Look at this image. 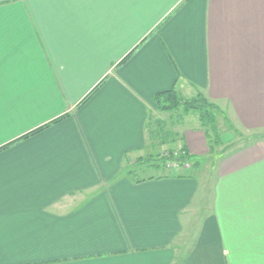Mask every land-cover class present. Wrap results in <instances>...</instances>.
<instances>
[{
  "label": "crops",
  "instance_id": "1",
  "mask_svg": "<svg viewBox=\"0 0 264 264\" xmlns=\"http://www.w3.org/2000/svg\"><path fill=\"white\" fill-rule=\"evenodd\" d=\"M172 86L220 104L216 148L156 110ZM167 120L216 149L204 180L133 178ZM235 121L264 128V0H0V264H264V144Z\"/></svg>",
  "mask_w": 264,
  "mask_h": 264
},
{
  "label": "rangeland",
  "instance_id": "2",
  "mask_svg": "<svg viewBox=\"0 0 264 264\" xmlns=\"http://www.w3.org/2000/svg\"><path fill=\"white\" fill-rule=\"evenodd\" d=\"M183 95L187 96V97H191L188 96L189 94L186 92L182 93ZM218 106H220V104H218L217 102H215ZM179 111L175 110L172 111L173 112V126H175V128L177 127L179 129V126L181 128V130L184 131H189L192 130L194 131V128H196L195 126L197 125V120L199 121L201 127L203 128V131L205 134H207V139H210V143H209V147H211V149L216 148L215 147V142H214V134H219V132H217V130H221L222 126H225L223 123V120L221 121V119L219 118L220 116L223 117L221 115V113H217V118H216V122L215 123H206L203 124L200 122L198 118V115L196 112L194 111H188V114H184L183 112V108L178 109ZM187 112V111H186ZM168 114L171 112H167ZM176 114V115H175ZM184 114V115H183ZM195 116L197 117L196 120H194ZM188 117V118H187ZM232 122V120H229ZM166 123L170 125V121H166L165 124H163V129L160 130L158 134H160L159 139L157 140L153 150H149V151H144L141 153H134V154H130V158L131 160H135V162H133V166H129V170H135V168H137V165H144V170H138L134 175L133 178H141V177H146L147 174L148 175H158V174H162V173H167L170 170H180L181 172H183V170L188 169V171H190L193 174H196L197 176H199L202 180H204V178H206V176L210 175L212 173L211 168H210V160H207L206 158H210V156L213 158V156L215 157V150H213L212 155H208L207 153V157H204L202 155L201 158H197V160L199 161V167H193L192 168V162L186 163L182 166L178 165L176 162H169L168 160H164V162L161 161V157H166L167 156V152L169 150H173V151H177L175 149L180 148L179 144L177 141L172 140V136H171V131H168L166 129ZM235 123V127L237 126V130L233 129L232 131L234 132L233 135H235L234 140H231V145L232 144H239V147H242L246 144H264V128L262 127H255V128H249L246 127L242 124H238L236 121ZM218 128V129H217ZM165 130L169 133V134H165ZM180 130V131H181ZM181 131V132H182ZM210 135V136H209ZM228 135V134H227ZM230 135V134H229ZM154 136H150V138H152ZM219 137V135H217V138ZM226 137V136H225ZM224 137V138H225ZM220 139V137H219ZM162 140V141H161ZM231 147V146H230ZM229 148V147H228ZM228 148H226L224 151H222V154H226L228 151ZM223 149V148H222ZM179 151V150H178ZM221 152V151H220ZM210 153V152H209ZM192 154V153H191ZM144 155L141 159L146 160L148 158H151L147 163H139V161L137 160V157ZM140 159V158H138ZM137 164V165H135ZM132 165V163H131ZM155 166V167H152ZM165 166V167H164ZM142 168V167H141Z\"/></svg>",
  "mask_w": 264,
  "mask_h": 264
},
{
  "label": "trees",
  "instance_id": "3",
  "mask_svg": "<svg viewBox=\"0 0 264 264\" xmlns=\"http://www.w3.org/2000/svg\"><path fill=\"white\" fill-rule=\"evenodd\" d=\"M131 56L129 53L127 56L123 58L122 61H125ZM96 89V87L79 103L81 104L87 97H89L93 91ZM153 101L156 105V110L160 112H172L174 110H178L180 108H183L184 111H194L198 115V119L201 123H215L217 118V113H221L218 105L207 98V96L202 91H197L195 95L184 98L181 96L179 91L176 89L175 86H172L171 88L158 92L153 96ZM65 117V115H63ZM57 120H54L53 122H56ZM49 124H45L44 126H41L34 130L31 134L36 133L43 128L49 126ZM25 137V136H24ZM151 158H148L146 160L138 159L139 163H147L150 162ZM164 160H168L169 162H176L178 165L182 166L186 163L192 162V168L193 167H199V161L195 157L194 154H191L187 148H181L179 151H173L169 150L167 152L166 157H161V161L164 162ZM165 167V166H164Z\"/></svg>",
  "mask_w": 264,
  "mask_h": 264
}]
</instances>
